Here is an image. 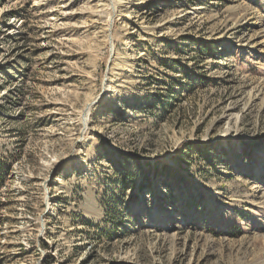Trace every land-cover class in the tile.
<instances>
[{"label": "rangeland", "instance_id": "374dc122", "mask_svg": "<svg viewBox=\"0 0 264 264\" xmlns=\"http://www.w3.org/2000/svg\"><path fill=\"white\" fill-rule=\"evenodd\" d=\"M109 1L0 0V264H264V0Z\"/></svg>", "mask_w": 264, "mask_h": 264}, {"label": "bare ground", "instance_id": "6f19581e", "mask_svg": "<svg viewBox=\"0 0 264 264\" xmlns=\"http://www.w3.org/2000/svg\"><path fill=\"white\" fill-rule=\"evenodd\" d=\"M109 2H111L112 3V8H113V13H115V3H114V1L113 0H110ZM114 3V4H113ZM112 21V17H110V19H109V21H108V27H107V31H111V22ZM262 35H264V34H262ZM111 36V35H110ZM109 36V37H110ZM261 37V36H260ZM256 38V37H255ZM258 98V95L257 94H254L252 97H251V101L250 102H254L256 99ZM245 109V108H244ZM89 113H88V108L86 109V111L84 112V114H83V116H82V120H83V124H84V127H86L87 126V122L89 121L88 120V115ZM237 117L234 115V114H232V113H229V114H227L226 115V124L228 125V126H230L231 124H236L237 123ZM223 137H229V128H228V130L225 132V134H223Z\"/></svg>", "mask_w": 264, "mask_h": 264}, {"label": "trees", "instance_id": "16d2710c", "mask_svg": "<svg viewBox=\"0 0 264 264\" xmlns=\"http://www.w3.org/2000/svg\"><path fill=\"white\" fill-rule=\"evenodd\" d=\"M1 183H2V176H1V174H0V186H1Z\"/></svg>", "mask_w": 264, "mask_h": 264}]
</instances>
